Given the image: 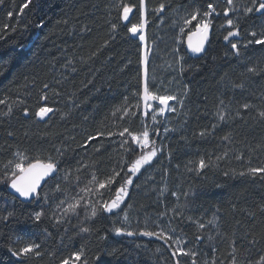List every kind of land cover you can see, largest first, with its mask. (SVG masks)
I'll use <instances>...</instances> for the list:
<instances>
[{
    "label": "trees",
    "instance_id": "16d2710c",
    "mask_svg": "<svg viewBox=\"0 0 264 264\" xmlns=\"http://www.w3.org/2000/svg\"><path fill=\"white\" fill-rule=\"evenodd\" d=\"M209 3L216 12L204 18ZM122 4L132 8L128 22ZM160 4L164 10L155 11ZM233 6L237 11L227 18L238 24L240 35L229 41L237 43L239 55L224 39L234 30L223 15L226 0H145L149 92L175 97L168 116L173 130L165 132L162 124L153 132L157 155L132 176L120 208L85 219L90 208L86 211L84 204L101 199L81 192L93 187L92 174L102 180L123 168L112 191H105L103 199L110 200L141 154L127 133L118 135L124 128L139 135L144 125L142 45L128 31L142 21L140 0H3L0 264H61L81 250L76 264H175L177 259L189 264L172 256L171 240L140 234L161 233L154 223L162 215L199 248L207 264H233V259L235 264H264V179L248 173L264 168V46L244 47L264 33V15L243 13L252 0H234ZM197 10V19L184 24ZM203 19L212 21L208 48L202 57L191 58L184 38ZM250 67L256 71L248 72ZM41 107L53 111L40 118ZM97 132L104 137L87 141ZM123 139L137 151L121 148ZM17 153L28 158L26 164L57 163V176L29 203L7 191L12 170L4 165ZM77 200L80 207L69 209ZM37 212L43 213L39 221ZM81 227L91 231L83 233ZM118 227L135 233L133 238L116 235ZM28 244H38L40 255H13Z\"/></svg>",
    "mask_w": 264,
    "mask_h": 264
},
{
    "label": "snow or ice",
    "instance_id": "6c2138e0",
    "mask_svg": "<svg viewBox=\"0 0 264 264\" xmlns=\"http://www.w3.org/2000/svg\"><path fill=\"white\" fill-rule=\"evenodd\" d=\"M30 2V0H29ZM3 3V0H0V4ZM226 3L228 7L224 9L223 15L227 18L229 17L230 12H235L237 9L233 6L234 0H226ZM24 7H27V4L24 5ZM123 9L122 17L123 20L128 21L129 20V13L132 12V8L129 7L127 4H122L121 5ZM145 7V0H140V8L143 9ZM165 5L160 4L159 8L156 9L155 11L160 12L164 10ZM208 9L210 11H205L203 13V17L207 18L212 15V13L216 12V9L213 7L212 3L208 4ZM22 11V10H21ZM255 11L256 13H261L264 15V0H252V6H246L243 9V13L245 15L253 13ZM9 17H11L12 13H8ZM200 15L199 10L191 14L190 19H185L184 23L185 24H191L193 20H196L197 17ZM227 25L229 28H233L234 30L228 31V34L224 37L225 41H229L230 37H237L240 35L239 32V27L238 24L234 25V21L231 18H227L226 20ZM211 25V20L210 19H203L202 22L198 23L196 25V34L200 36V40L197 44L193 45L191 43V36H189V49L193 53H199L204 50V42L207 41L208 39V33H209V28ZM40 26H43L42 24ZM145 26V21H141L140 24H132L130 28H128V31L132 34H137L140 32ZM5 28L8 27V25L4 26ZM113 28L116 27L115 24L112 25ZM181 32L184 31L183 28L180 29ZM252 37H257V32L252 31L249 33ZM140 40L143 41L145 40L144 35H140ZM231 43V41H229ZM249 44H255V45H262L264 46V33H261L259 35L258 39L254 40H248L247 43L244 45V47H247ZM232 49L236 50V55H239V48L237 43H231ZM144 62H147V53L144 55ZM255 68H248V72H255ZM48 86L45 85V88ZM237 87H243V85H237ZM175 99V97L172 96H155L150 94L149 92V85L147 82V72L145 71V83H144V92H143V100L145 101V108H150L151 105L148 104L147 102L149 100H159L161 104L167 105L169 100ZM0 103H4V101H0ZM182 103V102H181ZM244 108H248L249 105L245 104L243 105ZM9 111H11V108H9ZM53 111L52 108L50 107H41L39 111L36 113V115L40 118H44L47 116L49 113ZM119 111V109H118ZM161 113L164 112V108H161L159 110ZM128 110H124V115H128ZM146 116L148 115L147 112L144 113ZM25 115H27V109H25ZM115 115V113H113ZM134 115V113H133ZM260 115L264 117V112H261ZM123 118V116L121 117ZM156 116H152V120L155 121ZM220 119L223 120L224 117L221 115ZM168 129H165V132H167ZM128 134L129 137H131V140L134 144L139 145L140 149H148L149 144H150V134H149V129L147 127L144 128L143 132L140 135L133 134L129 131L128 128H124L122 131L118 133L120 137H125V134ZM105 133L104 132H97L95 136L89 135L87 137V141H94L97 140L98 138L104 137ZM108 136L114 135V133H107ZM158 135V132H157ZM201 136L204 135V132L200 133ZM224 139H228L225 137ZM152 147L148 151H141V154L133 161L131 162L130 166H128L127 171L131 173L132 175L128 176L127 179L124 180L122 184L118 188L115 189V195L113 198L110 200H104L103 197L105 195V191H112V186L117 182V178L121 176V172L123 171V168L121 171H116L113 169V172L111 175L105 177L104 179H98L97 175L95 173L92 174L91 180L89 181L90 185H93V187H88L87 185L81 189V192H87L89 194L99 196L101 199L99 201H96L95 203H92L89 205L87 202L84 204V208L87 211L90 208V215L86 216L85 219H93L96 218L99 213H114L116 209L120 208L121 203L124 201V198L128 196V186L133 183L132 176H134L136 173L140 172L141 168H143L145 165L150 164L152 161L153 157L157 155V149L155 147L154 141L151 142ZM127 145V147H125ZM121 148H125V151H137L136 148H133L129 142L128 139H123L120 143ZM57 151H60L57 149ZM99 151V149H97ZM19 157L20 162H13L9 161L8 164H5L4 167L8 168L10 165L12 166V175L10 178V184L9 187L11 189H14L16 193L19 194L20 197L23 198H32V197H38V188H40V183L41 181L45 178L50 176L52 173L56 172L57 170V163L54 161L49 160V162H42L37 160L36 162H31L29 161L26 165L24 164V161L27 160L28 158L22 154V153H17L16 154ZM85 167H87L85 165ZM198 167L200 169H203L206 167L205 161L201 159L199 161ZM79 171V169H77ZM248 173L251 174L252 176H256V174H262L260 176V179H264V168H249ZM227 175V173H225ZM240 175H245V173H240ZM68 178V173L65 174L64 179ZM77 180H79V177H76ZM57 189L59 190V185H57ZM104 190V191H101ZM46 198V197H45ZM84 197L81 196L80 200H83ZM64 201H61V204H63ZM80 207V202L77 200L75 203L69 205V209L75 211L76 208ZM68 209H65V212H67ZM11 215V213H9ZM43 215L42 212H37L34 214L35 219L37 221L40 220L41 216ZM127 218V215L125 214V219ZM7 219V217H5ZM200 228H203V224H199ZM80 231L83 233H88L91 231L89 227H81ZM116 235H127V236H132L135 233L131 231H125L123 228H115L114 229ZM141 235H147V236H156L158 239H162L165 242L168 240L172 239L171 236H168L167 234L161 232V233H154V232H142L140 233ZM199 240L200 237H197ZM253 243L255 241H252ZM177 244H179V240L176 241ZM234 243V242H233ZM39 248L38 244H28L19 251L13 252L14 256H27L31 253H34L35 255L39 256L40 253L39 251H36V249ZM84 253L83 250L79 252L73 253L72 258H66L61 261V264H76V262L81 261ZM173 257H178V256H192L195 257L196 253L192 251H186L182 247H177L173 252H172ZM97 260H99V257H97ZM262 260H264V257H262ZM83 264H88L87 260L83 261ZM175 264H181L180 260L177 259ZM193 264H195V260H193ZM211 264H216L215 260L211 262ZM233 264H235V260L233 259Z\"/></svg>",
    "mask_w": 264,
    "mask_h": 264
},
{
    "label": "rangeland",
    "instance_id": "374dc122",
    "mask_svg": "<svg viewBox=\"0 0 264 264\" xmlns=\"http://www.w3.org/2000/svg\"><path fill=\"white\" fill-rule=\"evenodd\" d=\"M131 12L129 13V18H130ZM145 16V15H144ZM123 18V17H122ZM142 20H143V14H142ZM124 22H128L123 20ZM202 22V21H201ZM185 24V23H184ZM184 24L180 26L179 28V34L182 37V35L184 34V31L181 32L180 29L183 28L184 29ZM146 27V25H145ZM144 28L138 32L137 34H132V36L137 37V39L139 40L140 35L143 34ZM145 41H146V35H145ZM140 42V40H139ZM140 44L142 45V43L140 42ZM145 53H147V45L145 42V45H142V72H143V82L145 83V71H146V66H147V62H144V55ZM147 58H148V53H147ZM143 92H144V87H143ZM171 100L168 101L167 105L161 104L159 102V100H149L147 103L151 105L150 108H145V101L143 100V95H142V114H143V129L142 132L144 130L145 127H147L149 129V134H150V144H149V148L148 149H143L141 151H145V150H150L152 147V143L153 142L152 136H153V132L156 131V129H158L159 125H165V129H168L167 132H171L173 130V127L170 126L171 122H170V117L169 114L173 112L171 105H170ZM161 108H164V112L161 113L159 110ZM147 112L148 115L146 116L144 113ZM155 115L156 119L155 121L152 120V116ZM141 132V133H142ZM140 133V134H141ZM139 134V135H140ZM139 146V145H138ZM140 148V147H139ZM13 162H20L19 161V157H17ZM24 164L26 165L25 161ZM10 169L12 170V166L10 165ZM142 169V168H141ZM158 220V221H157ZM156 222L154 223V226L157 230L167 234L168 236H171L172 239L171 242L173 243L174 247H182L184 248L186 251H192L196 253L195 257L192 256H180L183 260H187L189 262V264H193V260H195V264H207L204 259L203 256L201 255L199 248H197V246L191 241L189 240L185 235L180 234L177 232V230L175 229V227L173 226V222L169 219L164 217V215L159 216V218H157ZM179 240V244L176 243V241Z\"/></svg>",
    "mask_w": 264,
    "mask_h": 264
},
{
    "label": "water",
    "instance_id": "95a60500",
    "mask_svg": "<svg viewBox=\"0 0 264 264\" xmlns=\"http://www.w3.org/2000/svg\"><path fill=\"white\" fill-rule=\"evenodd\" d=\"M142 14H143V21H145V16H144L145 15V7L142 9ZM196 31L197 30L195 28L193 31H191L188 34H186V36L184 38V49L186 51V54L189 57H191V58H199V57H202L206 53L207 48H208V44H209V41H210V38H211V34H212V28L210 26L209 33H208V39H207V41L204 42V46H203L204 50L202 52H199V53H193L188 47V45H189V36H191V43L193 45H195V44H197L199 42L200 36L198 34H196ZM142 35L145 36V26H144V31H143ZM139 40H140V38H139ZM140 42L142 43V45H145L146 41L145 40H143V41L140 40ZM36 161L37 160L32 161V162H36ZM39 161H41V160H39ZM42 162H45V161H42ZM57 174H58V170H56V172L52 173L50 176L45 177L40 183V188H38V190H37L38 193H40V191L44 188L45 184L50 182L51 180H53L57 176ZM9 184H10V181H9L8 187H7L8 193L10 195H12L13 197H15L17 200H19L20 202L29 203V202H32L33 200H35L37 198V197H32V198L26 199V198L20 197L19 194L16 193L14 189H11L9 187ZM106 214H109V213H106ZM118 236H127V235H118ZM127 237L133 238V235L132 236H127Z\"/></svg>",
    "mask_w": 264,
    "mask_h": 264
},
{
    "label": "bare ground",
    "instance_id": "6f19581e",
    "mask_svg": "<svg viewBox=\"0 0 264 264\" xmlns=\"http://www.w3.org/2000/svg\"><path fill=\"white\" fill-rule=\"evenodd\" d=\"M8 187V186H7Z\"/></svg>",
    "mask_w": 264,
    "mask_h": 264
},
{
    "label": "built area",
    "instance_id": "2783aa9c",
    "mask_svg": "<svg viewBox=\"0 0 264 264\" xmlns=\"http://www.w3.org/2000/svg\"><path fill=\"white\" fill-rule=\"evenodd\" d=\"M212 22V21H211Z\"/></svg>",
    "mask_w": 264,
    "mask_h": 264
}]
</instances>
